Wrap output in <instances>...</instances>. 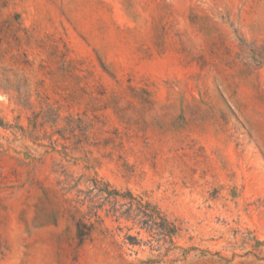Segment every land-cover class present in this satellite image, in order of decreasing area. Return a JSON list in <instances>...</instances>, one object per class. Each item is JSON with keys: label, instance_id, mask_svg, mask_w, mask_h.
I'll list each match as a JSON object with an SVG mask.
<instances>
[{"label": "rangeland", "instance_id": "rangeland-1", "mask_svg": "<svg viewBox=\"0 0 264 264\" xmlns=\"http://www.w3.org/2000/svg\"><path fill=\"white\" fill-rule=\"evenodd\" d=\"M0 264H264V0H0Z\"/></svg>", "mask_w": 264, "mask_h": 264}, {"label": "trees", "instance_id": "trees-1", "mask_svg": "<svg viewBox=\"0 0 264 264\" xmlns=\"http://www.w3.org/2000/svg\"><path fill=\"white\" fill-rule=\"evenodd\" d=\"M96 188H97L98 193L106 194V198H115V197H118L120 195V194H118V192L107 190V188L101 189V188L97 187V185H96ZM134 204L137 206V209H140V207H142L140 201H137L135 198L131 197V201H130L129 207H128L129 211L131 210V207ZM150 219H153V217L151 215H150ZM90 227L92 228L93 226L91 225ZM174 233H175L174 228L168 230V234L172 235ZM85 235L86 234H84V230H82L81 223L78 224L77 225V236H78L79 240H83Z\"/></svg>", "mask_w": 264, "mask_h": 264}]
</instances>
